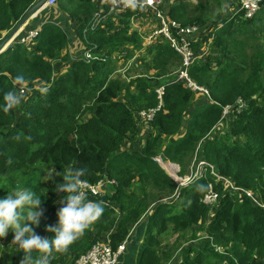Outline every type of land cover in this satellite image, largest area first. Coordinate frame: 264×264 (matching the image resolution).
Masks as SVG:
<instances>
[{"label":"trees","instance_id":"1","mask_svg":"<svg viewBox=\"0 0 264 264\" xmlns=\"http://www.w3.org/2000/svg\"><path fill=\"white\" fill-rule=\"evenodd\" d=\"M36 1L0 0V36ZM110 1H57L83 45L74 56L69 33L50 21L28 44L14 42L0 53V196L25 186L41 194L36 232L51 237L44 229L57 222L63 194L54 185L62 178L45 183L44 169L84 168L81 180L90 184L115 180L104 194L85 191L104 211L66 252H52L49 264H74L97 240L114 250L138 223L143 239L135 264H264V0L250 18L220 15L230 0H176L163 7L181 25L199 28L188 74L213 101L195 97L176 79L181 58L163 36L143 45L131 24L146 16L143 11L130 8L89 29L92 14L106 11ZM159 85L160 108L134 149L141 132L137 111L158 104ZM19 86L29 90L4 112L3 94ZM238 97L246 106L221 117L223 106ZM218 122L222 129L211 135ZM194 153L256 201L217 182L220 197L212 210L200 201L209 172L177 186L154 159L174 162L184 174ZM11 240L9 232L0 264L20 262L22 252Z\"/></svg>","mask_w":264,"mask_h":264},{"label":"built area","instance_id":"2","mask_svg":"<svg viewBox=\"0 0 264 264\" xmlns=\"http://www.w3.org/2000/svg\"><path fill=\"white\" fill-rule=\"evenodd\" d=\"M58 0H45V6H53L57 3ZM234 2L235 12H242L244 18L252 17L256 11L259 9L260 4L263 0H232ZM130 8H134L138 11H143L146 16L141 17L139 20H132V28L136 29L139 33V21L141 19H152L156 21V28L153 29L149 33L142 34V43L147 46L150 45L157 36H163L170 46L180 55L181 65L179 69L176 71V79L182 81L185 87H187L190 91L193 92L195 97L205 96L210 101H213L210 98L209 92L206 87L199 85L196 83L188 74V67L194 61L195 54L192 49V35L198 31V27L196 24L192 25H181L175 19H171L166 11L163 9V0H111L107 4V10L95 11L92 14V17L89 22V29H93L97 25L101 24V22L107 18L108 16H116L117 14L126 11ZM151 16H148V15ZM39 28L26 31L20 38V43H28L34 40L38 33ZM84 57L88 60L91 57V54L86 51ZM129 63L123 68H121L120 72L123 74L128 68ZM20 90L25 88V90H29L26 87L19 86ZM36 88H40L36 86ZM164 86L159 85L155 88L156 95L159 99L158 104L155 107L141 109L137 111V117L141 120L149 121L152 120L154 113L160 108L161 105V95L163 93ZM23 91V90H22ZM246 106L245 101L238 97L234 105L226 104L222 109V117L227 115L232 111L239 112ZM154 159L160 163L162 167H164L173 181L176 182L177 186L185 185L189 182H192L197 179L205 178L206 173L209 172L212 175V181H208L206 189L200 198V201L213 210L214 207L217 206L218 199L220 197L219 191L215 188V184L220 182L224 188L232 191L244 192L249 197L253 198V195L250 191L236 186L231 180L226 178L225 176L218 174L213 165L205 160H198L194 167L190 169V171L183 176H178V167L173 163H164L160 156L154 157ZM165 164L173 165L174 168H169ZM115 180L110 179H100L95 184H90L87 182L82 183V188L84 192L89 190L94 194H104V187L107 184H114ZM254 199V198H253ZM254 201H256L254 199ZM212 213V211H211ZM126 240H123L119 243L116 249H112L107 240H97L90 248L82 253L75 261L74 264H116L117 259L121 253H123L125 249ZM218 249V247H217Z\"/></svg>","mask_w":264,"mask_h":264},{"label":"clouds","instance_id":"3","mask_svg":"<svg viewBox=\"0 0 264 264\" xmlns=\"http://www.w3.org/2000/svg\"><path fill=\"white\" fill-rule=\"evenodd\" d=\"M2 99V109L8 112L21 103L22 97L16 91H8ZM167 162L178 167L174 162L164 161ZM84 173V168H69L64 172L55 171L54 168L48 170L47 180L62 178L54 185V190L63 194L56 201L60 205L56 211V224L45 225L44 230L51 232V237L36 232L44 213L41 194L25 186L0 196V239L12 233L11 241L18 244L22 252L19 264H49L52 252H66L101 216L104 211L102 202L87 199L82 188L81 177ZM105 203L108 204V200ZM114 209L117 210V207Z\"/></svg>","mask_w":264,"mask_h":264},{"label":"crops","instance_id":"4","mask_svg":"<svg viewBox=\"0 0 264 264\" xmlns=\"http://www.w3.org/2000/svg\"><path fill=\"white\" fill-rule=\"evenodd\" d=\"M174 1L176 0H163V7L166 8L167 4L173 3ZM47 21L55 23L57 26H60L65 32L69 33V37H70L69 48H70V51L73 53V56L76 55L75 54L76 52L82 49L83 45L81 44V41L78 38H76L74 34L75 24L70 20L66 12L62 10L61 8H59L56 4L53 6H45L43 4L40 7H38L32 13V15L25 20L24 23L20 25L15 35L12 37V39H10V43L8 44V46H5L2 49V51H4V49H6L9 46L12 47V44L14 42L20 43L18 40L26 31L33 30L36 28H39V30H41L42 24ZM143 23L145 26L148 27V29H144V32L146 33H148L149 30L151 29L152 23H154L155 25L157 24L156 21L153 20V18L148 19V20L141 19L139 21L140 31L142 30ZM7 32L1 34L0 39L3 38V36ZM25 44H28V43H25ZM142 239H143V224L138 223L137 225L135 224L132 225V227L130 228V233L128 234L126 238L125 249L123 252V254L125 255V259L123 260V264H135L134 262L135 253L138 250V248L141 246Z\"/></svg>","mask_w":264,"mask_h":264},{"label":"rangeland","instance_id":"5","mask_svg":"<svg viewBox=\"0 0 264 264\" xmlns=\"http://www.w3.org/2000/svg\"><path fill=\"white\" fill-rule=\"evenodd\" d=\"M226 4H227L228 6H227V7H224V6H223V9H222L220 15L228 14V13H231V12H234V11H235V9H234V2H233L232 0H230V1H226ZM155 28H156V25H155L154 23H152V27H151V29L149 30V32H151V31H152L153 29H155ZM144 29H148V27L145 26L144 23H143V24H142V30H141L142 33H146V32H144ZM149 32H148V33H149ZM146 34H147V33H146ZM119 63H120V61H119ZM119 63H118V64H119ZM40 87H41V86H40ZM22 90H23V91H22ZM25 92H26L25 88H23V89H21V90H20V88H18V92H17V94H18V95H21V94H22V95H25ZM22 97H23V96H22ZM23 98H24V97H23ZM195 103H196V102H195ZM221 117H222V115H221ZM138 121H139V124H140L141 132L138 134V138H137L135 144L132 145L134 149H140V148H141V146H142V144H143L145 138L147 137V125L149 124V122H150L151 120H149V121H145V120H141V119L138 118ZM220 125L223 126L221 122H218L217 125H216V126L214 127V129L212 130L211 135L214 134L215 132H217V131H219V130L222 129V127H219ZM126 145H128V143H127ZM198 160H204V159H200V158H198V155H197L196 153H194L193 157L191 158V161L188 163V165H187V167H186V168H187V173L190 171V169H191L192 167L195 166V164H196V162H197ZM163 161H166V160L163 159ZM205 161H206V160H205ZM157 163H158V162H157ZM158 165L162 168L164 174H166L167 176L170 177V175L168 174L167 170H166L164 167H162V166L160 165V163H158ZM177 165H178V164H177ZM171 167L174 168L175 166L172 165ZM171 167H169V168H171ZM35 169H37V167H36ZM178 169H179V170H178V176H183L184 174H180V167H179V166H178ZM48 170H49V169H48ZM48 170H45V169H44L43 172L41 173L42 176L40 177V180L43 181V182H45V183H46V180H47ZM153 192H156V191L154 190ZM7 237H8V235L5 236L4 238L0 239V248H3L5 245L8 244ZM123 252H124V251H123ZM122 254H123V253H121V254L119 255L116 264H123V260L125 259V255H124V254L122 255Z\"/></svg>","mask_w":264,"mask_h":264},{"label":"water","instance_id":"6","mask_svg":"<svg viewBox=\"0 0 264 264\" xmlns=\"http://www.w3.org/2000/svg\"><path fill=\"white\" fill-rule=\"evenodd\" d=\"M45 3V0H37L34 2L20 17V19L14 24V26L0 39V52L5 46H8L10 39L15 35L16 31L25 20L32 15V13L41 5Z\"/></svg>","mask_w":264,"mask_h":264},{"label":"bare ground","instance_id":"7","mask_svg":"<svg viewBox=\"0 0 264 264\" xmlns=\"http://www.w3.org/2000/svg\"><path fill=\"white\" fill-rule=\"evenodd\" d=\"M103 21H104V20H103ZM103 21H102V22H103Z\"/></svg>","mask_w":264,"mask_h":264}]
</instances>
